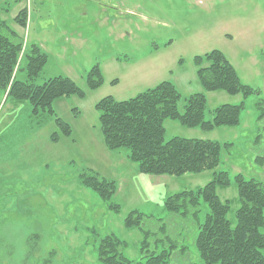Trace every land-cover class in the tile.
I'll return each instance as SVG.
<instances>
[{
  "label": "rangeland",
  "instance_id": "rangeland-1",
  "mask_svg": "<svg viewBox=\"0 0 264 264\" xmlns=\"http://www.w3.org/2000/svg\"><path fill=\"white\" fill-rule=\"evenodd\" d=\"M21 7L27 8L28 20L25 28H16L23 42L18 59L31 44L47 56L34 84L62 76L83 97L53 103L71 133L52 142L49 137L59 132L54 118L35 117L28 103L7 99L0 90V264H98L99 241L109 234L126 243V258L142 262L146 254L168 249L169 241L158 234L161 226L176 242L168 264H205L195 239L207 205L200 202L193 219L191 214L168 212L164 202L176 192L203 187L213 171L140 174L125 149L105 148L95 104L108 96L128 100L165 81L180 94V112L185 99L204 93L205 120L216 106L243 103L234 127L204 132L172 120L163 124L165 141L178 136L230 144L223 146L215 170L225 171L230 185L217 188L216 194L232 202L228 217L234 220V177L242 174L264 187V103L257 106L264 102V0H0L8 20ZM213 50L259 95L205 92L194 59ZM26 62L23 58L16 73L19 81H27ZM95 65L103 84L89 90L86 75ZM86 169L114 182L109 201L80 184L79 175ZM132 211L145 216L141 230L124 226ZM145 231L153 234L144 236ZM260 231L264 234V227Z\"/></svg>",
  "mask_w": 264,
  "mask_h": 264
},
{
  "label": "trees",
  "instance_id": "trees-1",
  "mask_svg": "<svg viewBox=\"0 0 264 264\" xmlns=\"http://www.w3.org/2000/svg\"><path fill=\"white\" fill-rule=\"evenodd\" d=\"M23 0H14L21 3ZM6 10L0 13V90L14 102H26L35 117L44 114L53 117L59 132L49 137L52 142L59 136L69 137L70 126L57 117L53 103L69 96L83 97V91L69 78L57 76L42 84H34L47 62V56L35 44L25 48L21 59L23 42L13 28H25L28 11L22 7L15 17L7 19ZM26 58V80L16 79L21 61ZM196 74L205 92H224L230 96L259 95L257 90L241 82L234 67L219 51L213 50L194 59ZM103 84L101 71L93 66L86 75L89 90H96ZM180 94L170 82H161L152 88L124 101L105 97L95 104L98 112L100 133L105 148L110 152L127 151L126 158L137 165L140 174L150 176H181L186 173L201 174L213 171L212 179L203 187L183 190L168 196L165 209L172 214H191L197 218L200 202L207 205L208 212L203 223L197 224L195 245L205 264H264V187L242 174L234 177L238 207L233 212L234 220L228 215L232 208L230 200L221 201L217 188L230 185L225 171H215L221 161V150L230 144L203 139L172 137L164 140L163 124L166 120L178 122L181 126L204 132L221 127H234L244 108L240 105L222 104L210 110L211 118L205 120L207 100L204 93H197L185 99L183 111L178 110ZM263 101H259V107ZM42 123L40 122V125ZM80 184L89 188L104 201L115 193L113 181L100 177L91 170L79 175ZM109 209L118 212V206L110 204ZM144 215L132 211L124 220L127 229L141 230ZM153 233L144 232V236ZM169 241L168 249L154 251L143 256L144 261H132L123 254L126 243L109 234L100 239L97 247L98 264H168L173 257L176 242L166 237V228L159 233ZM159 241V240H158ZM157 242V241H156ZM146 245V242L143 243ZM184 249V248H183Z\"/></svg>",
  "mask_w": 264,
  "mask_h": 264
},
{
  "label": "crops",
  "instance_id": "crops-1",
  "mask_svg": "<svg viewBox=\"0 0 264 264\" xmlns=\"http://www.w3.org/2000/svg\"><path fill=\"white\" fill-rule=\"evenodd\" d=\"M21 8H22V7H21ZM21 8H20V9H21ZM20 9H19V10H20ZM3 10H5V9L3 8L2 10H0V13H1ZM19 10H18V11H19ZM14 28H15V30H16V28H18V27H17V26H14ZM4 96H5V93H4ZM235 96H236V95H235Z\"/></svg>",
  "mask_w": 264,
  "mask_h": 264
}]
</instances>
